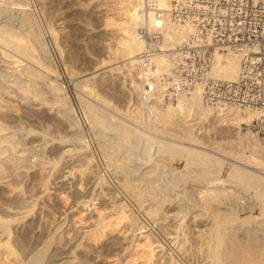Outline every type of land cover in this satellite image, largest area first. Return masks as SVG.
I'll list each match as a JSON object with an SVG mask.
<instances>
[{"label": "rangeland", "instance_id": "rangeland-1", "mask_svg": "<svg viewBox=\"0 0 264 264\" xmlns=\"http://www.w3.org/2000/svg\"><path fill=\"white\" fill-rule=\"evenodd\" d=\"M104 2L105 0L28 1L29 8L31 9L37 25L40 28H38L40 32L47 35L49 26L55 28L54 30L56 31L58 38L57 42L58 45H60L59 48L62 49H60L63 53L62 56H60L57 52L54 43L50 42L47 38L49 41L48 46H50L51 53L53 55L52 63L60 71L59 79L62 78L61 80L58 79V82L62 83L66 87V89L64 87V90L69 93V102L71 103L72 101L71 104H73L76 100L74 92L77 90L74 89V82L77 81H81L80 83L85 85V87H89L92 90L94 89L93 91L95 94H98L97 97H99V99L97 100H95V98L92 99V96L87 98L92 106L88 111L84 110L91 117L93 123H95L96 120L101 121L102 126L99 127V131L97 130V134L101 131L99 134L104 136L98 134V153L101 162H105L110 169L107 176L103 177L107 187L102 189L101 192L100 190H97V192L94 191V195L91 193L92 195L89 194L88 196H84V192L89 189L91 187L90 185L93 183L91 181H95V179L93 176H86L87 178L85 177L84 180L79 183L77 179L79 178L78 173L76 176L74 175L75 177L71 178L70 181H67L68 183L76 180L74 183L72 182L71 184H66L64 185L65 187L61 185L58 186V184H56V177L59 175L61 170L64 171V164L61 163H64V158L66 157L65 155H68L65 153L63 157V151L65 152L66 150L74 149L73 151L75 152L79 149L78 147L75 148L74 145H68L64 142L60 143V141H58L59 137L60 139H68L71 137L69 127L63 120L59 119L60 117L53 115L49 108H42L36 111V109L33 110V106L25 104V102L17 96L13 98L5 97L4 99L6 101H9L10 103L13 102L15 104V109L18 110L17 112L19 114L17 113L18 116L16 117L12 113H6L7 115H3L4 117L0 116V124L5 125V128L8 127L6 129L9 130L14 129L15 127V130L20 129L22 131L21 133L24 135L23 137H26L23 140V142H26L23 143L24 146L32 147L37 144H40V146L38 145L34 147V150L36 151H34V153L32 151L30 153L31 155L29 154V160L25 161L26 163L21 162L20 160L21 165L18 161H16V158V160L13 158L6 161V158H4L5 156L2 158L0 156L2 161H4V159L6 161L3 162L5 164L0 161V165L3 164L2 167L5 170V172H3L8 177L6 179L7 181L4 182V185H0V222L6 221L7 225L10 224V226L8 225L11 231V238L9 241L10 244L12 243L11 245H8V243H6V239L2 238L3 240H0V264H34L36 260V262L39 261L38 259H41V262H38V264L42 262L45 263L53 261L63 252L62 250L68 252L71 251L73 253L71 255H73L76 259L73 264H147L148 255L145 253L147 249H145L143 247L144 245H142L146 243L145 241H147L146 236L149 234L152 236L153 234L152 238L158 240V244H163L162 240H167L166 237L163 236L162 232H157L158 234H155L154 232L147 233L149 230L146 232L137 230V222L134 223L135 225L137 223L136 229H129L128 227H132L131 225H133L132 228H134L135 226L133 224L134 221H132V217H135L138 222L140 221L141 226H143V218L155 224L159 221V218L154 220L152 217L148 216L146 212L148 211L146 210V204H148L149 201L145 200V194H141V191L145 190V187L148 190L149 187L147 188V186L152 185L153 183L151 177L149 180L152 181L146 180L149 175L146 174L147 176H145L147 171L153 169V165H162L164 172L166 173L165 176H167L166 178L164 176L166 180H171L173 178V172L175 170L179 173L181 172L182 174L181 179H183L178 187L171 186L168 191L169 195L163 197L173 198L174 200L172 201L175 202L173 204L170 202L168 205L164 204L166 209L171 208L170 211L173 209L178 210L179 201L187 199L185 197H190L193 200L195 199L198 204L205 206V209L207 206L205 211L211 212L208 217H211L210 221H208L209 219L198 220L195 227L190 225L189 227L191 229L188 227L186 231H184L186 234L185 239H188L186 240L185 247L189 252V259L182 258L178 251H176L175 245L172 247L173 252L169 255L163 251L164 249L159 251L160 254L163 252L166 256L168 255V257L175 259L179 264H200L201 254L199 251L204 252L205 254L213 252V249L210 248L211 243H209V240L211 235H214L213 237H215L218 232L214 230V232L212 231L213 233L209 235L210 233L205 231V229L211 227L213 224L212 221H215L214 217H217L216 221L218 222L222 218L224 219L225 215L223 211H228L229 209H227V207L231 209L228 213H230V211H232V213L226 215V218L228 220H235L229 223L228 227L226 224L220 223L221 225H218V231L221 239L225 242H229V244H231V241L233 242L234 240H236L235 242L237 243L238 241L240 243L242 241L241 244L246 243L247 241L245 240L248 239V235L245 231L248 232L256 225V223L264 221V204H262L263 202L260 203L261 200L257 197L258 195L253 189L254 183L250 182V185L243 190L240 181L237 178L230 177L229 174L234 166L232 161L229 162V160H227L228 162L224 163L225 165L223 166L219 177L225 180L226 183L222 181L223 183L220 182L221 186L218 185V187L222 188L225 185L224 187L226 190H232V192L235 191V196L238 200L235 196H232L229 197V199H224L226 200V203L225 201L217 202L216 200L206 202L207 199L203 193L205 186L207 183L212 182L214 178L216 179V176L219 178L213 168L204 166L203 164H198L199 159L196 157V159L193 158V160H188L187 162V158L185 156L174 157L169 152L163 151L164 149L162 152L160 150L158 153L156 150L150 151L144 147L141 148L140 146L131 145L132 141L129 140L128 137L133 134H135L133 137L136 136V132L142 133L143 136L146 135L144 137L151 136L156 139L158 138L160 140L173 143L172 140L160 137L162 134L159 131L166 128L165 130L167 132L182 137H184L186 133L191 132L198 138L199 141L202 142L200 143V146H202L203 142L205 143V146L209 144V149L204 150V148L189 146L187 143H176L184 147L199 149L212 155H217L215 152H223L222 154L225 153V155H228L226 154L227 152L236 150V148L234 149L235 146H233L236 142L233 135L234 132L232 133L227 130L225 125L226 122L224 123L221 118H218L217 121V118L214 117H210V120L209 118L207 120V117H205V119H201L194 109L187 110L186 107H182V109L179 108L178 113L175 114L174 120L171 123H164L161 121L160 116L165 114L168 106H165V104L160 106L155 105L152 107V113H150V111H146L142 103H140L141 97L139 94L142 92V87L141 82L139 81L140 76L137 68L134 72H129L130 65H125L120 69V72L113 70L105 72L95 79L85 80L89 77L86 75L84 76L87 70L94 68L100 69L99 71H104L106 67L100 63H102L104 59V61H109L107 59L111 56V53H114V51H116V46L122 42V37L119 32H117L119 24L122 23V18L119 15L116 16L115 14L112 15V13L109 12H103L106 11L104 8L107 7V5H103ZM18 13L20 14V12L14 10V13L11 14L16 16ZM5 16L9 15L7 14ZM58 19L60 20L57 21ZM60 23H63L64 26H62V24L61 27H59L58 24ZM63 27H65L66 30L65 28L63 29ZM14 29H18V26L14 27ZM19 34H21V36L23 35L22 33ZM22 61V65L24 66L31 65L29 64L30 62H26L25 60ZM64 67H67L66 70L68 72L73 71L71 73L74 74L73 76L75 79L72 78L73 76L68 78L69 80L65 79L68 76L65 74L67 72ZM4 68L5 67H3L0 62V91L3 90L4 92L1 91L3 94L6 91H12L8 90L10 86H13V83L8 81V79L14 78L12 76L11 78L6 76L7 73L3 72ZM67 81H71L73 83L72 85L69 83L72 86L71 88L69 87ZM26 83L22 84L21 82L20 85H24ZM14 87H16L15 90H19L17 85H14ZM102 100L110 103V106L103 104ZM13 103L12 105H14ZM179 104L181 103H176V105ZM100 111L103 114H100ZM126 111L135 114L134 117L137 119L138 123L133 122L128 116H123L121 114V112ZM240 113L244 114L242 111ZM118 120L123 122V126L126 125L124 127L130 128L129 126H132L135 130L128 129V131L131 130L129 134H127V132L126 134L118 133L116 131V129L120 127V122ZM112 124L114 126H111ZM152 129H156V131H152ZM240 130L243 134L248 135L245 129L240 128ZM103 132L106 133L104 134ZM113 132L115 134H112ZM43 133H45L48 138L45 136L42 138ZM168 137H170V135ZM184 140L185 139L183 138L181 141ZM229 141L231 143H229ZM250 144L255 145L254 139L250 140ZM84 145L86 154L89 158L93 159L95 166L94 169H96V173H98L95 175H98L99 177V162L95 154L89 150L87 144ZM211 149L213 151H209ZM245 152L246 154H250L247 150H245ZM7 155H9V153ZM84 159L85 158H81L77 160L76 164L78 167H76V169L80 168V166H86V161ZM16 163H18L17 167L19 165L21 167L17 168ZM23 164L24 166L27 164L29 166V164H31L30 169H28L27 172H25L27 166L22 168ZM235 165L238 167L240 166L245 170L254 171L252 169L245 168V166H241V164ZM131 168L135 172H133ZM211 170H213V172ZM145 180L146 182H144ZM149 182L152 183L150 184ZM158 184H156V188L154 187L156 191L161 188L158 187ZM150 190L154 191L152 188H150ZM159 193L161 194L162 191ZM202 193L204 195H202ZM254 195H256V197ZM158 198H160V196H158ZM176 198L177 200H175ZM234 199L237 201H234ZM127 200L137 206H142V210L139 212L140 214L129 210ZM235 202L238 203L235 204ZM121 204L126 206V209H128V219H120L119 208L122 206ZM154 207L155 206H153L152 210H154ZM155 208L157 212H160V210H157V206ZM143 211H145L147 215H144ZM217 213L220 215L221 219L217 216ZM155 215L158 217L161 216V214ZM203 217H205V215ZM191 220L192 218L190 217L186 223H189ZM156 225L159 228L161 227L158 224ZM224 225L229 228V230H237L234 234L235 237L233 235V240L229 238V233L227 232L228 229ZM132 230H136V232ZM165 234L167 235V233ZM133 235H135L134 241L133 243H130L132 239L131 236ZM180 235V238L182 239L183 234L180 233ZM244 235L247 238L244 237ZM176 245L179 247L178 242H176ZM223 245L219 247L221 249H217L220 253L218 251L216 255L215 253H212L213 257L217 258L216 263L213 261L214 264H217L218 262L220 264H229L227 261L228 252H224ZM211 249L212 251H210ZM261 249V247L259 249L247 248L245 254L248 256L249 260L252 261V263L264 264V249H262V251ZM204 253H202V255ZM220 255H222L221 258ZM251 261H249V264H251ZM163 262L164 259L162 261L159 255L156 254L155 258H153V260L148 264H166Z\"/></svg>", "mask_w": 264, "mask_h": 264}, {"label": "bare ground", "instance_id": "bare-ground-1", "mask_svg": "<svg viewBox=\"0 0 264 264\" xmlns=\"http://www.w3.org/2000/svg\"><path fill=\"white\" fill-rule=\"evenodd\" d=\"M28 1L29 0H26V2H25V0H0V46H1L0 62H1V65H3V67H5L4 71L3 70H1V71L6 72L7 73L6 76H8L10 78H11V76L14 77L12 79H8V81L13 83L12 84L13 86H10L8 89V90H12V91H6L4 93L6 95L3 94V92H4L3 90H1L3 92L0 91V116L4 117L3 115H7L6 113H12L15 117L18 116L17 115L18 110L15 109V107H16L15 104L12 102L14 104V105H12V103H10L9 101H6L4 99L5 97L6 98H13V97L17 96L23 102H25V104H28L29 106H33V108H34L33 110L36 109V111L38 109H42V108H49L50 112L53 115L60 117L59 119L63 120L64 123L67 124V126L70 129L69 132H71L70 138H68V139L61 138L60 139V137H59L58 141H60V143L64 142L65 144H68V145H74L75 148L76 147L79 148L78 150L75 149L76 150L75 152L73 151L74 149L73 150H66L65 152L63 151V153H62L63 157H64L65 153H67L68 155H65L66 157L64 158V163H61V164H64V168H63L64 171L61 170L59 172V175L56 177V180H57L56 184H58V186L59 185L64 186L66 184H71L72 182L74 183L76 181L75 179H74L75 181H71L68 183H67V181H70L71 178H74L76 176V174L78 173L79 178H77V179H78L79 183L82 182L86 176L87 177L93 176L95 179V181L94 180L91 181L93 183H92V185H90L91 187L84 192V194H83L84 196H88L91 193L93 194L94 191L97 192V190H100V192H101L102 189L107 187L105 185V180L100 174H99L100 175L99 177H98V175L97 176L95 175L98 173H96V169H94L95 166H94L93 159L89 158L88 155L86 154V151L84 150V147H85L84 144H87V143L85 142L86 140L83 139L84 138L83 132H82V130H81V128L77 122V119L74 115L73 105L71 104L72 101H71V103L69 102V100H70L68 98L69 93H67L64 90L65 86L62 83L58 82L60 71L52 63V61H53L52 56L53 55L51 53L50 46H48L49 41L54 43V46H55L57 52L60 54V56H62V54H63L61 51L62 49L59 48L60 45H58V42H57V39H58L57 33L54 30L55 28H53L52 26L48 27L47 35L45 33L40 32V30H39L40 28L38 27L37 22L34 18V15L31 11V9L29 8ZM141 1L142 0H105L106 3L104 2L103 5L105 4V5H107V7L104 8V10H106V11H103V12H105V13L109 12V13H112V15L115 14L116 16L119 15L122 18V23L119 24V27L117 28V32H119L120 36L122 37V40H121L122 42H120V44H118L116 46V51H114V53H111V56L109 55L110 57L108 56L109 58L107 60H109V61H104L105 60L104 59L103 62L100 63L102 65H105L104 67H106L107 69L105 68L104 71H99L100 69H94V68L91 70H87L86 74H84V76L86 75L89 77L85 80H89V79H93V78L95 79L96 77H99V75H101L105 72L113 71V70L120 72V69L122 67H124L125 65L126 66L130 65L129 66V72H134L136 70V68H137V66H136L137 54L140 52V49L142 47V42L139 40L137 33H136V29H135L136 24H137V10L141 4ZM169 1L170 0H160V6L165 8L166 6L169 5ZM14 10H16L17 12H20V14L18 13L17 14L18 16L12 15L11 13H14ZM99 13H100V11H99ZM7 14L9 16H5ZM59 20L60 19H58L57 21H59ZM62 24L63 23H60V24H58V26L61 27ZM16 26H18V29H14V27H16ZM62 26H64V24ZM107 26H108V24H107ZM64 28L65 27H63V29ZM65 30H66V28H65ZM19 33H22L23 35L21 36V34H19ZM186 33H187V28L185 26H183L181 24H176V23H168L166 25V31H165V35H164V37H165L164 38V45L166 46L167 49H173L175 44L179 41V39L181 37L185 36ZM47 38L49 39V41ZM2 47H3V49H2ZM22 60H25L26 62H30L29 64H31V65L30 66L29 65L28 66L22 65V63H23ZM25 61H24V63H25ZM25 65H26V63H25ZM168 65H169L168 56L165 54H159L153 58L152 66L150 67L149 70L152 74H158L161 71H164L168 67ZM66 68L64 67L65 70H66ZM95 68H96V66H95ZM102 68H103V66H102ZM238 71H239V57L238 56H235L234 54L224 55L221 53H217L215 56V59L213 61V65H212V69L210 71V75L214 76V77H218V78L234 80L237 76ZM66 72L67 73H65V74L68 77H66L65 79L71 78L74 75L73 73H71L73 71L68 72L66 70ZM138 74H139V72H138ZM139 76H141V75H139ZM72 78L75 79L74 76ZM61 79H59V80H61ZM21 82H22V84L26 83V82L27 83L24 85H20ZM80 82L81 81L74 82V87H75L74 89L77 90L74 92L75 93L74 96L76 98V101L80 105L81 109L85 112V114L89 118L90 128L92 129L94 137L96 139V143L99 146L97 138H98V134L101 131L97 134V130L99 129L100 126H102L101 121L96 120L95 123H93L91 117L86 112L89 109H91V106H92V104L90 103V101L87 100V98H89V96H92L93 97L92 99L95 98V100H97V99H99V97H97L98 94H95V92L93 91L94 89L92 90L89 87H85V85H82ZM0 83H1V81H0ZM11 83H10V85H11ZM67 83H68L69 87L71 88L72 87L71 85L73 83L71 81H69V82L67 81ZM14 85L15 86L17 85L19 87V90H21V91L15 90L16 87H14ZM10 88H13V89H10ZM0 89H1V87H0ZM65 89H66V87H65ZM5 90H7V89H5ZM157 98H158L157 101L160 102V97L158 96ZM177 102H179L181 104L176 105ZM102 103L106 104L107 106L108 105L110 106V103H108L107 101H103ZM165 106H168L167 107L168 109L166 110L165 114L162 113L163 115L160 116L161 121H163L164 123H171L174 120L175 114L178 113L179 108L182 109V107H186L187 110L194 109L196 111V113L201 117V119H203V118L205 119V117H207V120H208V118L210 120L211 119L210 117L217 118L216 121L218 120V118L223 119L222 121L224 123L226 122L225 125L227 127V130L231 131L232 133L234 132L233 135L235 137L236 142H235V144H233V146H235L234 149L236 148V150L235 151H232V150L229 151L228 150L229 152L226 153L228 155H225V153L222 154L223 152H221V153L215 152V154H217V155H212V154L207 153L205 151L195 149L197 147V148H204V150H208L209 144H207L205 146V143L203 142L202 146H200V143H202V142L199 141L198 138L194 134H192L191 132L186 133L185 136L182 137V136H177L175 134L167 132L165 130L166 128L165 129L163 128L162 130L159 131L162 134V136H160V137L172 140L173 143L163 141V140H160L158 138L156 139L155 137L153 138L151 136L150 137L147 136L148 137L147 138V137H144L146 135L143 136L142 133L136 132V136L133 137V135H135V134H133L132 136L130 135V137H128L129 140L132 141V143H131V145L133 144L132 146L135 145V146H140L141 148L144 147L145 149L150 150V151L156 150V152H158V153L160 150L162 152V150L164 149L163 151L169 152L174 157L175 156L176 157L185 156L187 158V162H188V160H193V158L194 159L198 158L199 159L198 164H203L204 166L213 168L215 170V173L218 175V177L220 176V174H221L220 172L222 171L223 166L225 165L224 163L228 162L227 160H229V162L232 161L234 163V166H233L232 171L229 174L230 177L237 178L240 181L241 187L243 188V190L250 185V182L254 183L253 189L256 192V194L258 195L257 197L260 198V200H261L260 203L263 202L262 204H264V170H263V168H264V146L259 142V140L257 139L256 136H254V134H252L248 131L247 132L248 135H246V134H243L242 131L240 130L242 123L250 122L252 120V118L256 115L255 110L249 109V110H243L242 111V110H239L238 108H234V107H226V108H222V109L213 108V107L204 105L198 95H190L188 97H181V98H178V100L175 103L168 104ZM18 109H19V107H18ZM241 111L244 114L240 113ZM100 114H103V113L100 111ZM121 114L123 116H128L133 122H137V119L134 117L135 114L128 112V111L121 112ZM113 119H114V117H113ZM122 123L123 122H120V127H118L116 129V131L118 133H120V134L125 133L126 134V132H127V134H129L131 132V130L128 131V129H132V130L134 129L135 130V128H133L132 126H129L130 128L124 127L126 125L123 126ZM111 126H114V125L112 124ZM17 127H19V126H17ZM6 128H8V127H6ZM6 128H5V125L0 124V156H1V158L3 156H5L4 158H6V161H9L10 159L16 158L17 160L16 159L15 160L18 161L19 164L21 162H25V161L29 160V154L32 151L34 153V151H36V150H34V147L38 146V145L40 146V144H37V145L32 146V147H26L23 145V143L25 142V141L23 142V140L26 137L25 138L23 137L24 135L21 133L22 131L20 129L15 130V128H16L15 127L14 129L9 130ZM114 129H115V127H114ZM152 131H156V129H152ZM114 132H115V130H114ZM114 132L112 134H115ZM137 133H139V134H137ZM99 135H102V134H99ZM169 135H170V137H168ZM42 136H43L42 138H44V136L46 137L45 133H43ZM102 136H104V135H102ZM46 138H48V137H46ZM99 138H101V137H99ZM183 138L185 139L184 140L185 142L181 141ZM251 139H254L255 145L250 144ZM51 140H52V138H51ZM112 142H113V140H112ZM178 142L187 143V145L193 146L195 148L184 147L182 145L176 144ZM229 143H231V142L229 141ZM21 145H23V146H21ZM43 146H44V144H43ZM87 147H88V145H87ZM98 149H99V147H98ZM212 149L209 151L214 150V149L213 150ZM245 150H247L250 154H246ZM8 153H9V155H7ZM11 155H13V156H11ZM81 158H85L84 160L86 161V166H83V167L80 166V168L76 169V167H78L76 162H77V160H79ZM222 158H225V159H222ZM20 160H21V162H20ZM0 161H2V160L0 159ZM6 161L4 159V161H2V163L6 162ZM3 164H5V163H3ZM17 164L18 163H16V167H17ZM24 164L22 165L23 166L22 168L27 166L26 171H25V172H27V170L30 169L31 164H29V166H28V164L24 166ZM145 164H146V162H145ZM235 164H241V166H245V168H249V169H252L254 171H251V170L249 171L247 169L245 170L244 168H241L240 166L238 167ZM2 165H0V185H2V184L4 185V182L7 181L6 179L8 178L4 174L5 170L2 167ZM20 165L17 168H20L21 167ZM150 165H152V164H150ZM208 169H210V168H208ZM132 171L135 172L133 169H132ZM211 171L213 172V170H211ZM146 174L149 175L148 179H146V180H149L151 178L153 180V183L151 182L152 185L147 186V188L149 187L148 190L144 186L145 190L141 191L142 195L145 194V198H146L145 200L149 201V203L146 204L147 205L146 210H148L146 212H147L148 216L152 217L154 220H157L159 218V221H157V223H156V224L161 226L160 228L158 227V232H162L164 237L172 240L173 244L175 245L176 251H178V253L180 254V256H182V258H186V259L188 258L189 259L190 258L189 252L187 251V248L185 247L186 240H188V239L187 238L185 239L186 234L184 233V231H186V229L190 225H192V227H195L197 225L198 220H208L209 219L208 221H210L211 217L210 218H208V217H209V214L211 212L205 211L207 209V206L205 209V206L198 204V202L195 201V199L193 200L190 197H185L187 199H183V201H181V200L179 201L178 210L173 209L170 211L171 208L166 209L164 204L168 205V203H170V202H172V204L175 202L172 201V200H174L173 198H163V197L164 196L166 197L167 195H169L168 191H169L171 186H177L178 187V185L181 183V180L183 179V178L181 179V177H182L181 172L179 173L175 170L173 172V178L171 177L172 178L171 180L170 179L166 180L165 178L167 176H165L166 173L164 172V168L162 167V165H158V166L153 165V169L147 171L145 173V176H147ZM164 176H165V178H164ZM91 180H92V178H91ZM146 180L144 182H146ZM152 180H149V181H152ZM222 181L226 183L225 180H223L220 177L217 178V176H216V179L214 178V180L212 182L207 183V185L205 186V189L203 191V193L205 195L202 193V195H204L205 198L207 199L206 202L216 200L217 202L225 201V203H226V200H224V199H226V198L229 199V197L235 196V194H236L235 191L232 192V190H226L224 187L225 185L222 188L218 187V185H220V182H222ZM156 184H158L159 188L161 187L160 190H158V191L155 190V188L157 186ZM150 188H152V190H154V191H151ZM160 191H162L161 194L159 193ZM152 193H154V194H152ZM97 194H99V193H97ZM158 196H160V198H158ZM161 196H162V198H161ZM254 196L256 197V195H254ZM200 198H202V197H200ZM235 198H236V196H235ZM180 199H181V197H180ZM236 199H234V201ZM175 200H177V198ZM206 202H205V204H206ZM237 203L235 202V204H237ZM153 206H155V207L157 206V208H158L157 210H160V212H157L155 210L156 209L155 207H154V210H152ZM137 207L140 210H142V206L141 207L137 206ZM202 207H204V208H202ZM119 209H120L119 210L120 219L121 220L128 219L129 218V214H128L129 212H128V209H126V206L122 205ZM227 209L231 210L229 207H227ZM129 210H131V209L129 208ZM199 210L201 213L199 212ZM228 211L227 210H226V212L223 211V213L225 215L224 219L223 218L221 219L220 215L217 213L218 215L217 214L216 215L221 220L218 222V221H216L217 217H214L216 222L212 221L213 224L211 225V227L205 229V231L210 233L209 235H211L214 232V230H216V232H218V234L215 232L216 233L215 237H213L214 235L210 236V240H209L210 241L209 243H211L210 248L213 249L212 253H215V255H216L217 251L219 252V250H217V249L219 247H221V245L225 244V245H223V250H224V252H228V255L227 254L226 255H227V261L229 264H249V261H251V260H249L248 256H246V254H245V251H247V248L248 249L249 248L250 249H259L261 247L262 249H264V244H262V243H264L263 242L264 241L263 240L264 239V221L259 222L258 220H256L259 223H256V225L253 228H251V230L248 231L249 233L245 231V233H247V235H248L247 236L248 239L245 240L247 242L243 243L245 245L241 244L242 241H241V243L239 241H238V243L235 242L236 240H234L233 242L231 241V244H229V242H227V241L225 242V241H223V239H221V237L219 236V231H218V229H219L218 225H221L220 223L226 224L228 227V224L235 220V219L228 220L226 218V215L232 213V211H230V213H228ZM143 214L147 215L145 213V211H143ZM155 214H161V216L158 217ZM204 215H205V217H203ZM156 216H157V218H156ZM190 217L192 218V220L189 223H186V222H188ZM14 219H16V218H14ZM10 220H9V223H10ZM132 221H134L133 224L135 222L138 223V229L137 230L142 231V232L147 231V229H144L143 226L140 225V221L138 222V220L135 217H132ZM221 221H224L225 223L221 222ZM137 223H136V225H137ZM254 223H255V221H254ZM8 225L10 226V224H8ZM8 225L6 224V221L0 222V240H3L2 238H4L7 240L6 243H8V245H11L12 243L10 244V241H9L11 238V231H10V227ZM129 225H130V223H129ZM136 225L134 226V228H132L133 225H131L132 227H128V228L129 229L130 228L136 229L137 228ZM227 229L226 230L229 233V238H231V240H233L234 239L233 235L235 234V232L237 230H235V229L229 230V228H227ZM196 230H198V229H196ZM132 231L136 232V230H132ZM148 232L151 233L150 231H147V233ZM165 233H167V235ZM180 233L183 234L182 239L180 238L181 237ZM245 235H244V237H246ZM134 236L135 235L131 236L132 239H131L130 243H133ZM136 236H137V233H136ZM221 236H222V234H221ZM146 237H147L146 238L147 241H145L146 243H144L142 245H144L143 247L145 249H147L145 252L148 255L147 264L150 261H152L153 258H155L156 254L159 255V257H160V259H162V261L164 259L163 263L179 264L175 259L168 257V255H169L168 253H167L168 254L167 256L165 254H163V252L160 254L159 251L162 250L164 248V246H162L163 244H158V240H155L154 238H152L153 234H152V236L149 234ZM154 237H155V235H154ZM156 237H157V235H156ZM217 237L218 238L220 237V238L218 239ZM234 237H235V235H234ZM174 240H176V241H174ZM176 242H178L179 247H177ZM212 249L210 251H212ZM219 249H221V248H219ZM228 249H229V251H228ZM262 249H261V251H262ZM62 251L63 252L59 256H57L55 259L53 258L54 259L53 261H48L45 263L42 262L39 264H73L74 260H76L75 257L73 255H71L73 253L71 251H69V252L64 251V250H62ZM163 251H165V250H163ZM199 253L201 254V258H200L201 263L200 264H214L213 261L216 263L217 258L213 257L211 252L205 254L204 252L199 251ZM202 253H204V254L202 255ZM221 256L222 255H220V258H221ZM191 257H192V255H191ZM220 258H219V261H220ZM33 259H34V257H33ZM38 260H39L38 262H41L40 261L41 259H38ZM36 261L34 262V264L35 263L38 264V262H36ZM251 264H254V263H252V261H251Z\"/></svg>", "mask_w": 264, "mask_h": 264}, {"label": "built area", "instance_id": "built-area-1", "mask_svg": "<svg viewBox=\"0 0 264 264\" xmlns=\"http://www.w3.org/2000/svg\"><path fill=\"white\" fill-rule=\"evenodd\" d=\"M168 23L187 28L173 49L164 45ZM135 29L142 42L136 66L141 75L140 103L146 111L152 113L155 105L173 104L190 95H198L204 105L213 108L252 109L256 115L241 128L264 146V0H170L165 8L160 0H142ZM217 53L239 57L234 80L210 75ZM159 54L168 56L169 65L152 74V60ZM72 105L88 148L99 162V174L107 176L110 169L100 160L89 118L76 100ZM127 201L131 211L140 214L141 210ZM142 225L159 233L157 225L145 218ZM162 242L165 252L171 254L172 240Z\"/></svg>", "mask_w": 264, "mask_h": 264}]
</instances>
